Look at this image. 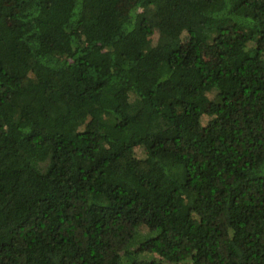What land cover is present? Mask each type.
Here are the masks:
<instances>
[{
    "label": "trees",
    "instance_id": "trees-1",
    "mask_svg": "<svg viewBox=\"0 0 264 264\" xmlns=\"http://www.w3.org/2000/svg\"><path fill=\"white\" fill-rule=\"evenodd\" d=\"M124 1L0 0V264H264V0Z\"/></svg>",
    "mask_w": 264,
    "mask_h": 264
},
{
    "label": "rangeland",
    "instance_id": "rangeland-1",
    "mask_svg": "<svg viewBox=\"0 0 264 264\" xmlns=\"http://www.w3.org/2000/svg\"><path fill=\"white\" fill-rule=\"evenodd\" d=\"M130 3L131 2L128 0L124 1L122 3V8L127 9ZM227 27L228 29L232 28L231 25H228ZM206 60L210 65H213L216 62V55L213 52H209V54L206 55ZM204 122H205V119H204ZM137 154L141 156L143 153L140 151V149L137 148Z\"/></svg>",
    "mask_w": 264,
    "mask_h": 264
}]
</instances>
